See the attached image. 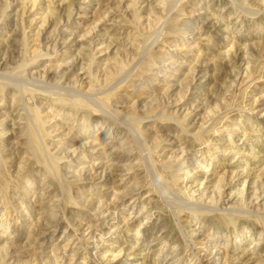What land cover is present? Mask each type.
Listing matches in <instances>:
<instances>
[{"label":"rangeland","instance_id":"obj_1","mask_svg":"<svg viewBox=\"0 0 264 264\" xmlns=\"http://www.w3.org/2000/svg\"><path fill=\"white\" fill-rule=\"evenodd\" d=\"M0 264H264V0H0Z\"/></svg>","mask_w":264,"mask_h":264},{"label":"bare ground","instance_id":"obj_2","mask_svg":"<svg viewBox=\"0 0 264 264\" xmlns=\"http://www.w3.org/2000/svg\"><path fill=\"white\" fill-rule=\"evenodd\" d=\"M164 1V0H163ZM168 1V0H167ZM165 8V7H164ZM162 10V9H161ZM166 10V9H165ZM258 12V11H257ZM166 16V15H165ZM167 28V27H166ZM159 36V35H158ZM23 37V36H22ZM25 40V39H24ZM104 43V42H103ZM88 55V54H87ZM4 61H6V60H4ZM36 61V60H35ZM5 64V63H4ZM37 73V72H36ZM36 75V74H35ZM32 76V75H31ZM127 76V75H126ZM33 77V76H32ZM45 81V80H44ZM13 82V81H12ZM35 84V83H34ZM33 85V84H32ZM55 85V84H54ZM57 85H58V83H57ZM18 86V85H17ZM43 86V85H42ZM18 88H20V87H18ZM65 90H66V88H65ZM56 91V90H55ZM58 92V91H57ZM75 94V93H74ZM63 101V100H62ZM90 102V101H89ZM106 109V108H105ZM105 111V110H104ZM109 111V110H108ZM107 112V111H106ZM109 113V112H108ZM28 116V115H27ZM38 112L37 111H35L34 112V117H36V119L38 118ZM113 116V115H112ZM27 118V117H26ZM32 117H30V119H31ZM142 119V118H141ZM149 119V118H148ZM144 120V119H143ZM145 120H146V118H145ZM85 126V125H84ZM29 134V133H28ZM142 136V135H141ZM135 137V136H134ZM137 138V137H136ZM30 141V140H29ZM142 144H144V143H142ZM106 149V148H105ZM46 151V150H45ZM33 156V155H32ZM35 157V156H34ZM103 173H105V172H103ZM244 175V174H243ZM245 183H247V182H245ZM197 191V190H196ZM215 196V195H214ZM215 198V197H214ZM183 200H184V198H183ZM257 200V199H256ZM190 202H193V201H190ZM169 204V203H168ZM193 204V203H192ZM199 207V206H198ZM203 208V207H202ZM207 208V207H206ZM199 209V208H198ZM194 212V211H193ZM193 248V247H192Z\"/></svg>","mask_w":264,"mask_h":264}]
</instances>
